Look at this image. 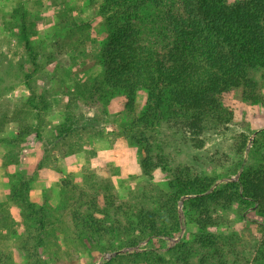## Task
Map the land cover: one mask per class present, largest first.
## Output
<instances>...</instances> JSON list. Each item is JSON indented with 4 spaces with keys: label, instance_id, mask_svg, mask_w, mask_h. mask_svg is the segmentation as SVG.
Instances as JSON below:
<instances>
[{
    "label": "rangeland",
    "instance_id": "rangeland-1",
    "mask_svg": "<svg viewBox=\"0 0 264 264\" xmlns=\"http://www.w3.org/2000/svg\"><path fill=\"white\" fill-rule=\"evenodd\" d=\"M2 23L11 42L6 45L9 55L0 44V264H37L32 254L42 255L45 264H101L114 252L133 249L103 250L120 242L122 246L129 238L118 237L110 223L102 222L96 225L105 229L101 236L87 235L95 226L85 214L110 210L104 204L117 200L157 209L168 190L167 178L185 166L194 173L197 167L205 169L218 184L237 180L243 167L264 165V70L249 71L256 83L257 103L224 93L219 100L222 119L207 118L190 143L166 126L139 133L116 91L104 93L95 106L85 103L86 86L101 68L96 50L81 51L93 37L101 44L107 38L97 4L0 0ZM136 97L138 113L144 93L138 91ZM139 134L157 145L151 147V163L146 167L142 163L146 148ZM220 171L228 177L219 178ZM182 200L177 210L186 222L182 231L189 233V240L196 227L192 218L183 216ZM250 210L234 203L225 212L224 225L209 229L237 238L226 243L227 264H262L255 249L264 234V218ZM77 214H81L78 221L73 219ZM174 241L149 237L136 248L164 251Z\"/></svg>",
    "mask_w": 264,
    "mask_h": 264
},
{
    "label": "trees",
    "instance_id": "trees-1",
    "mask_svg": "<svg viewBox=\"0 0 264 264\" xmlns=\"http://www.w3.org/2000/svg\"><path fill=\"white\" fill-rule=\"evenodd\" d=\"M87 1L97 4L105 18L107 38L99 42L97 64L101 72L91 77L86 86V104L95 106L104 93L116 91L124 99L133 128L139 133L166 126L180 139L192 143L191 137L198 135L202 122L210 117L222 119L219 100L224 93L231 92L235 99L247 104L259 101L249 71L264 70V0ZM20 36L28 48L25 31L21 30ZM138 91L144 93V100L137 113ZM141 134L138 139L146 148L142 160L146 167L151 163L149 151L157 145L151 137ZM195 170L196 173L185 166L181 174L167 178L168 190L157 209L117 200L104 204L110 210L85 214L95 226L87 235L101 236L105 229L96 225L102 222L110 223L118 237L129 238L122 246L120 242L106 245L103 250L133 249L101 264H227L226 243L237 238L209 229L224 225L225 212L234 203L264 218V165L243 167L237 180L218 184L205 169ZM220 173L219 178L228 177ZM181 197L183 216L192 218L196 227L189 240V233L182 231L186 222L177 210ZM211 204L215 206L210 209ZM80 215L73 219L78 221ZM244 218L241 213L240 219ZM27 228L34 231L33 227ZM261 229L258 223L257 230ZM35 235L41 242V236ZM149 237L175 241L164 251L136 248ZM259 237L255 258L264 264V234ZM38 246H33V251ZM31 253L27 252L28 258ZM32 256L37 264H45L42 255Z\"/></svg>",
    "mask_w": 264,
    "mask_h": 264
},
{
    "label": "crops",
    "instance_id": "crops-1",
    "mask_svg": "<svg viewBox=\"0 0 264 264\" xmlns=\"http://www.w3.org/2000/svg\"><path fill=\"white\" fill-rule=\"evenodd\" d=\"M86 1L87 0H76V5H78V3H79V5H82V3H85ZM0 26H1V28H0V44L2 46H5L2 48L4 50V53L9 55L10 51L6 50V47L11 42V35H10V32H8V30H6V24L2 23ZM90 45L86 46L81 52L84 53V51H92V49H93V51L96 50L98 54H97V57L95 59H98L99 49H100L99 43L96 41V39H93L92 43ZM92 47H96V48H92Z\"/></svg>",
    "mask_w": 264,
    "mask_h": 264
},
{
    "label": "water",
    "instance_id": "water-1",
    "mask_svg": "<svg viewBox=\"0 0 264 264\" xmlns=\"http://www.w3.org/2000/svg\"><path fill=\"white\" fill-rule=\"evenodd\" d=\"M117 254V252H114L113 255ZM111 256V255H110Z\"/></svg>",
    "mask_w": 264,
    "mask_h": 264
}]
</instances>
